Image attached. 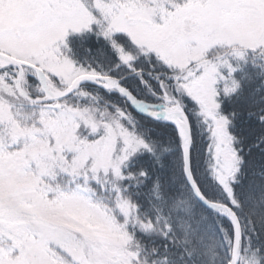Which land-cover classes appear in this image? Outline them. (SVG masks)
Listing matches in <instances>:
<instances>
[{
	"label": "snow or ice",
	"instance_id": "snow-or-ice-1",
	"mask_svg": "<svg viewBox=\"0 0 264 264\" xmlns=\"http://www.w3.org/2000/svg\"><path fill=\"white\" fill-rule=\"evenodd\" d=\"M0 264H264V0H0Z\"/></svg>",
	"mask_w": 264,
	"mask_h": 264
}]
</instances>
